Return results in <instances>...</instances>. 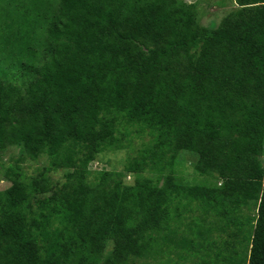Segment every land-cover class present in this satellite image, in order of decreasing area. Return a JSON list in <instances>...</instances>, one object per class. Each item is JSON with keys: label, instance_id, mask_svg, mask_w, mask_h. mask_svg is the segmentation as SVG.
Returning <instances> with one entry per match:
<instances>
[{"label": "trees", "instance_id": "obj_1", "mask_svg": "<svg viewBox=\"0 0 264 264\" xmlns=\"http://www.w3.org/2000/svg\"><path fill=\"white\" fill-rule=\"evenodd\" d=\"M234 1L210 32L184 0H0V264H264V0Z\"/></svg>", "mask_w": 264, "mask_h": 264}, {"label": "rangeland", "instance_id": "obj_2", "mask_svg": "<svg viewBox=\"0 0 264 264\" xmlns=\"http://www.w3.org/2000/svg\"><path fill=\"white\" fill-rule=\"evenodd\" d=\"M187 4H197L198 8V20L201 25V27L207 29L208 31H213L217 27H219L220 23L222 22L223 18L225 15L236 8V4L234 0H225L226 7L220 8L215 5H210L212 3V0H184ZM134 140L132 145L125 151H119L116 152L115 154H111L108 159H110V162L112 163V166H107L106 169L108 171H113L114 170L123 172L124 169L126 168L128 161L137 159L140 157L141 152H143L145 149H147V145L149 144L151 138L149 135L145 134H139L138 132H134ZM206 145L201 144V150H204ZM200 150V151H201ZM17 152H10L9 156L5 157V166L8 167V165L12 164L10 161L11 156H17ZM47 159L43 158L40 160L38 164H34L32 167L30 163L28 162L25 163L24 168L25 171L28 172L31 176L35 175V172L38 167H43L46 163ZM93 167L90 168L92 171H99V170H104L101 165H97V163L92 164ZM193 166H194V159L192 157H186V162H185V167L182 169V177L186 180H191L193 177ZM2 170V166H0V171ZM255 172V173H252ZM252 172H247L245 173V177L249 178L252 174L251 177L253 176H258L261 173H264V162L258 167V170H254ZM144 176H149V173L145 174ZM64 174L62 172H59L55 175H53V180L55 183H57V188H59L63 183H64ZM135 181V176L133 174H126L125 177V184L127 185H133ZM10 184L5 181V179L0 175V192L6 190ZM111 243L107 246L106 251L111 250ZM174 259H177L174 257ZM136 264H155L151 261L147 260H137ZM161 264H164L163 261H161Z\"/></svg>", "mask_w": 264, "mask_h": 264}]
</instances>
